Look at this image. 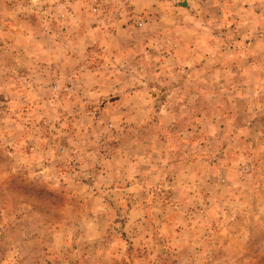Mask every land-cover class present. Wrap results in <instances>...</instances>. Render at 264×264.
Returning a JSON list of instances; mask_svg holds the SVG:
<instances>
[{
	"label": "rangeland",
	"instance_id": "1",
	"mask_svg": "<svg viewBox=\"0 0 264 264\" xmlns=\"http://www.w3.org/2000/svg\"><path fill=\"white\" fill-rule=\"evenodd\" d=\"M189 2L0 0V264H264V0Z\"/></svg>",
	"mask_w": 264,
	"mask_h": 264
},
{
	"label": "crops",
	"instance_id": "2",
	"mask_svg": "<svg viewBox=\"0 0 264 264\" xmlns=\"http://www.w3.org/2000/svg\"><path fill=\"white\" fill-rule=\"evenodd\" d=\"M191 2H189V5L193 7L194 11L196 12V0H190ZM235 1H238V0H218L219 2V15H221V19H220V22L224 25L226 24V22H228V15L231 14V13H235L234 10H238V9H242V12L243 14L242 15H246L249 13L248 9H249V6L252 5V1L253 0H241L242 2V6L241 8H238L236 5H235ZM216 2V1H215ZM245 4H248V6H246ZM236 7V8H235ZM205 10V13H207L206 9ZM257 14V13H256ZM247 20L246 19H240L238 20L237 19V23H239L238 25H246V22ZM248 24V23H247ZM248 26V25H247ZM264 27H262L263 29ZM259 37H257L258 39Z\"/></svg>",
	"mask_w": 264,
	"mask_h": 264
}]
</instances>
